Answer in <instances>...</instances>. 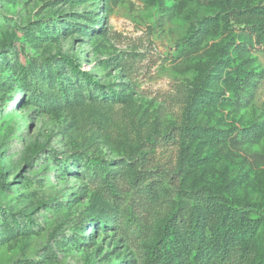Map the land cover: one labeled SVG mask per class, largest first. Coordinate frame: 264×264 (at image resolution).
Returning a JSON list of instances; mask_svg holds the SVG:
<instances>
[{"label":"rangeland","instance_id":"rangeland-1","mask_svg":"<svg viewBox=\"0 0 264 264\" xmlns=\"http://www.w3.org/2000/svg\"><path fill=\"white\" fill-rule=\"evenodd\" d=\"M0 172V264H264V0H0Z\"/></svg>","mask_w":264,"mask_h":264},{"label":"trees","instance_id":"trees-1","mask_svg":"<svg viewBox=\"0 0 264 264\" xmlns=\"http://www.w3.org/2000/svg\"><path fill=\"white\" fill-rule=\"evenodd\" d=\"M12 46H10L11 48ZM61 58L66 61V63H68V65L76 72L79 73L83 76V79L88 83V84H95V79L92 73H90L88 70L83 69L81 63L78 62V59L75 57H70V56H61ZM1 174V172H0ZM240 219L238 220V231H239V235H241V237H244V234L247 233L248 231V227L246 226V224L249 222L248 218L243 217L242 215L239 217ZM238 219V218H237ZM236 219V220H237ZM244 221H247V223H245V227H243V223ZM219 242V246H218V250H220V252L218 254L220 255H224L227 253V249L230 245V242L227 241V232H224L223 234H221V236L218 238ZM177 262H178V258H177Z\"/></svg>","mask_w":264,"mask_h":264}]
</instances>
